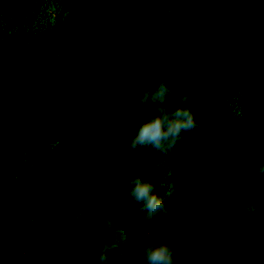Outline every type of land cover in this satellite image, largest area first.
<instances>
[{"label": "trees", "instance_id": "obj_1", "mask_svg": "<svg viewBox=\"0 0 264 264\" xmlns=\"http://www.w3.org/2000/svg\"><path fill=\"white\" fill-rule=\"evenodd\" d=\"M0 264H89L93 211L142 264L137 175L168 201L175 264H264V0H49L0 7ZM199 127L165 154L125 146L162 82ZM215 95L218 113L204 111ZM195 101V102H194Z\"/></svg>", "mask_w": 264, "mask_h": 264}, {"label": "clouds", "instance_id": "obj_2", "mask_svg": "<svg viewBox=\"0 0 264 264\" xmlns=\"http://www.w3.org/2000/svg\"><path fill=\"white\" fill-rule=\"evenodd\" d=\"M5 2L40 3L49 0H0V7ZM76 2H87V0H76ZM0 25H2V17H0ZM188 105L189 96L181 94L178 89L170 87L164 81L154 90L145 89L137 100L124 109V114L129 119L137 113L148 112L139 126L133 122L126 130H135V134L129 138L124 150L132 152L143 146H151L157 152L165 154L175 150L185 133L199 127V122ZM219 110V102L213 94L204 111L215 114ZM255 174L257 178H264V162L257 163ZM154 188L151 182L140 175L129 181L128 195L140 205L146 224L155 227V235L151 230L146 233V238L150 239L143 246L140 259L142 264H175L176 242L163 239L157 242L158 236L164 231L170 208L168 201L158 195ZM88 219L91 224L90 235L97 237L100 245L98 253L89 264H108L109 253L126 242L131 233L125 224L122 223L119 228H115L108 215L99 216L96 211H93Z\"/></svg>", "mask_w": 264, "mask_h": 264}]
</instances>
